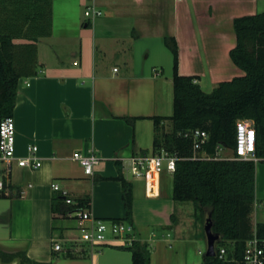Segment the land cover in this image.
<instances>
[{"label": "crops", "instance_id": "obj_1", "mask_svg": "<svg viewBox=\"0 0 264 264\" xmlns=\"http://www.w3.org/2000/svg\"><path fill=\"white\" fill-rule=\"evenodd\" d=\"M90 2L52 0V33L37 42V73L19 80L16 155L26 156L36 145L42 165L15 163L8 172L0 164V252L51 264H132L122 241L91 249L80 240L74 217L52 211L53 196L61 194L52 188L57 182L74 206L91 199L90 207L76 209L105 220L125 218L122 183L112 179L119 159L133 185L134 239L150 245L149 264H202L200 230L186 233L199 221L194 202L173 199V173L167 170L152 194L148 177L134 174L131 158L155 154L149 117L174 112L173 54L165 38L177 41L178 72L197 76L202 89L206 83L212 91L245 74L230 57L237 42L233 22L264 11V0H95L101 15L92 18L84 14ZM124 117L144 118L130 124ZM163 123L171 132V120ZM75 152L99 158L92 175L73 158ZM263 162L256 160L252 218L264 191ZM188 215L194 216L189 224ZM258 222L264 219L253 226ZM0 264L22 262L0 255Z\"/></svg>", "mask_w": 264, "mask_h": 264}, {"label": "trees", "instance_id": "obj_2", "mask_svg": "<svg viewBox=\"0 0 264 264\" xmlns=\"http://www.w3.org/2000/svg\"><path fill=\"white\" fill-rule=\"evenodd\" d=\"M53 26L52 0H0V121L13 115L19 80L34 76L39 66L37 42L50 36ZM237 42L230 50L231 60L245 74L220 82L206 92L195 75L178 72L179 54L175 37H166L165 44L173 54L174 112L171 116H152L154 121L153 152L163 150L177 157L173 173V199L192 201L196 217L206 223L211 215L212 229L220 238L214 256L203 255L202 264H246L245 249L256 238L264 251V222L252 223L256 200V160L233 157L215 158L217 147L234 150L236 124L251 119L257 135L255 158L264 160V11L236 17L233 22ZM144 117H124L130 124ZM172 122V131L165 130L164 121ZM201 129L209 140L200 150L211 158H193L194 141L185 133ZM118 175L112 179L122 183L125 218L132 221L133 185L122 173L116 160ZM89 197L76 206L65 202L61 194L52 198L53 213L63 217L75 207H90ZM227 253L220 257V249ZM132 264H149L150 245L134 240L127 247ZM5 261L21 258L22 264L36 262L25 253L0 252Z\"/></svg>", "mask_w": 264, "mask_h": 264}, {"label": "built area", "instance_id": "obj_3", "mask_svg": "<svg viewBox=\"0 0 264 264\" xmlns=\"http://www.w3.org/2000/svg\"><path fill=\"white\" fill-rule=\"evenodd\" d=\"M86 17H95L101 15V11L97 9L95 0H91L85 8ZM186 137L192 138L194 141L193 158H211L205 153L200 154L209 140V133L205 130L194 129L185 133ZM257 135L254 126V121L251 119H239L236 124V145L233 150L234 156L243 159H254L256 151ZM224 146L217 147V155L215 158L222 157ZM37 146L31 145L28 148V155H16V123L12 116H7L0 121V164H4L6 170L12 168L17 163L19 166H26L32 169L41 167L42 161L36 155ZM73 158L79 161L85 170V173L92 175L94 167L99 163V158L94 155H84L80 152H75ZM177 157L169 154L167 151H162L160 154L151 156H135L131 158L132 169L138 177H148V188L152 194L157 191L159 185V176L164 171L174 173L176 170ZM5 182L3 179V170L0 168V192L3 190ZM52 188L55 191H60L69 205H75V200L70 196L69 192L62 189L57 182L52 183ZM68 216L74 217L78 222L80 230V240L88 244L91 249L106 246L111 240H120L123 244L131 246L134 239V227L127 220H105L94 216L89 209L75 208ZM108 232L112 235H108ZM55 250H61V245L56 244ZM227 253L226 248L220 249V257H224ZM246 264H264V251L259 246L256 238L250 239L247 242L245 249Z\"/></svg>", "mask_w": 264, "mask_h": 264}, {"label": "rangeland", "instance_id": "obj_4", "mask_svg": "<svg viewBox=\"0 0 264 264\" xmlns=\"http://www.w3.org/2000/svg\"><path fill=\"white\" fill-rule=\"evenodd\" d=\"M203 89L206 91V92H210L211 91V88H209L208 84L204 83L203 84ZM222 157H233V150L232 149H229V148H225L224 150H222ZM262 168H264V162H263V165H262ZM262 177V176H261ZM263 181V179H262ZM264 192V191H263ZM263 192L262 190H260L259 192V195H258V201L257 203L260 205V207H258L257 209V215H254L253 218H252V221L255 222V220H259L261 221L262 219H264V196H263ZM188 204H191V203H188ZM257 204V205H258ZM188 215V218H187V224L190 223V217L193 219L194 216H190ZM196 218V216H195ZM201 217H199V221H195V225H192L191 227H188L187 229V232L186 233H193L194 231H196L197 229L200 230V234H201V238L199 239V242H200V249H201V252H202V255L205 254L206 250H207V239H206V234H205V230H204V226H205V222L200 219ZM189 226V225H188ZM198 226V228H197ZM108 235L111 237L112 235L110 234V232H108ZM106 248V246H104Z\"/></svg>", "mask_w": 264, "mask_h": 264}, {"label": "water", "instance_id": "obj_5", "mask_svg": "<svg viewBox=\"0 0 264 264\" xmlns=\"http://www.w3.org/2000/svg\"><path fill=\"white\" fill-rule=\"evenodd\" d=\"M213 223L211 221V215L206 219V223L204 226L206 239H207V250L205 254L207 256H214L216 254V242L220 238L218 234H215L212 229Z\"/></svg>", "mask_w": 264, "mask_h": 264}]
</instances>
